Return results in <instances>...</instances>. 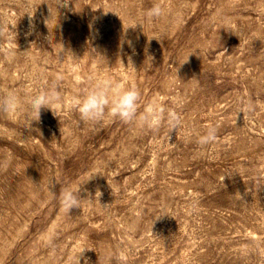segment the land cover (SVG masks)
Masks as SVG:
<instances>
[{
    "label": "rangeland",
    "instance_id": "rangeland-1",
    "mask_svg": "<svg viewBox=\"0 0 264 264\" xmlns=\"http://www.w3.org/2000/svg\"><path fill=\"white\" fill-rule=\"evenodd\" d=\"M154 3L165 15L149 21ZM261 6L0 0V96L22 103L0 113V264H264ZM97 78L135 85L138 113L161 97L180 128L107 110L82 121L64 104ZM41 90L62 98L59 117L44 108L35 122ZM65 188L79 207L62 204Z\"/></svg>",
    "mask_w": 264,
    "mask_h": 264
},
{
    "label": "clouds",
    "instance_id": "clouds-1",
    "mask_svg": "<svg viewBox=\"0 0 264 264\" xmlns=\"http://www.w3.org/2000/svg\"><path fill=\"white\" fill-rule=\"evenodd\" d=\"M258 14H264V6L257 9ZM149 21L160 19L165 15L161 4L154 3L145 13ZM143 27V24H138ZM126 80V77H122ZM61 97L52 91L41 90L27 101L28 116L34 118L35 122L40 120L41 111L44 108L51 109L53 114L59 117ZM140 94L135 85L126 86L125 83L96 79V82L82 94L75 95L65 107L75 109L84 122L102 121L107 114L119 117L125 123H132L138 127L156 131L165 122L173 129H179L181 124L172 109L162 107V99L157 96L143 106L142 112L138 113ZM173 103H177L173 100ZM22 107L21 100L14 92H7L0 96V113L6 116H13ZM215 136L213 129H209L206 135L200 136L197 140L199 145L210 143ZM62 204L71 210L79 207L77 193L72 188H65L60 193Z\"/></svg>",
    "mask_w": 264,
    "mask_h": 264
}]
</instances>
